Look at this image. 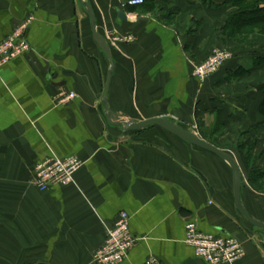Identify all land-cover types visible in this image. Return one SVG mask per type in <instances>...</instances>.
Masks as SVG:
<instances>
[{"label": "crops", "instance_id": "obj_1", "mask_svg": "<svg viewBox=\"0 0 264 264\" xmlns=\"http://www.w3.org/2000/svg\"><path fill=\"white\" fill-rule=\"evenodd\" d=\"M82 1L110 47L107 105L122 120L163 117L210 128L230 69H250L264 85V66L253 68L248 48L235 49L211 79L193 76L220 45L232 12L220 7L224 0H210L220 4L212 8L201 0H145L151 10L143 13L128 11L129 0ZM29 17L30 51L0 67V264H96L94 252L122 212L136 243L121 264H208L184 243L192 220L205 234L242 244L234 264H264V232L234 208L227 163L158 126L126 132L107 122L109 62L81 0H0V42ZM257 85L223 98L238 101L231 120L220 114L223 125L257 121ZM68 93L75 97L61 103ZM47 156L80 159L71 184L35 188L34 166ZM249 200L242 205L264 223V207Z\"/></svg>", "mask_w": 264, "mask_h": 264}, {"label": "built area", "instance_id": "obj_2", "mask_svg": "<svg viewBox=\"0 0 264 264\" xmlns=\"http://www.w3.org/2000/svg\"><path fill=\"white\" fill-rule=\"evenodd\" d=\"M143 0H129L127 5L140 6ZM32 17L22 21L5 39L0 42V67L30 51L25 32ZM130 41V38H124ZM217 51V50H216ZM214 51V52H216ZM230 57L222 52L208 58L203 65L193 67V76L202 81L217 73ZM75 97L74 93L66 94L61 103ZM82 162L75 156L58 158L47 156L34 166L33 183L35 188L44 192L54 186H67L73 182L75 173ZM128 215L120 213L112 227L107 230L103 244L94 252L96 264H121L136 239L129 232ZM184 243L191 247L194 255L208 264H234L244 256L242 244L233 237L214 236L199 231L195 220L185 224ZM146 264H158L153 258Z\"/></svg>", "mask_w": 264, "mask_h": 264}, {"label": "rangeland", "instance_id": "obj_3", "mask_svg": "<svg viewBox=\"0 0 264 264\" xmlns=\"http://www.w3.org/2000/svg\"><path fill=\"white\" fill-rule=\"evenodd\" d=\"M239 31H241L239 35H241L242 38L243 36L245 37V35L243 34H248L246 36L248 37L246 42L244 43L235 42L234 43L232 41L229 43H225L223 45L221 44L218 47L213 48L211 52L209 53L208 57L202 60L201 62H198L197 64H195L194 67L203 65L205 61H207L208 58L212 59L213 55L218 52H222L228 55L230 59H232L234 50L237 48H248L249 46H252L255 48H261V49L264 48V28H262L261 26L248 27V28H244L243 30H239ZM245 66H248V64L247 65L245 64ZM219 71L217 73H219ZM217 73H215L214 75H216ZM214 75H211L210 77L202 80L201 82H205L211 79ZM252 76L253 75H250L249 77H246L242 81H239V82L237 81V82L231 83L230 85L226 86L225 89L222 91V96L223 95L224 97L229 96L231 95L230 92H236L237 90H241L242 92H245L247 90L254 89L258 83H259L258 85H260L261 82H258L256 79H252ZM224 97L217 96L215 98L214 104L217 105L216 109L220 112V114H223L225 117H228V120H231V117L233 116L232 108L236 105V103L238 104V101L233 100L232 102H230V104H228V101L224 100L225 99ZM247 103L249 105V103L251 102H247ZM242 118L243 120L240 124L245 123L244 117ZM256 120L257 121L253 124H250V125L243 124L242 126H239L240 124L237 125V122H234V121L224 122V126H222V129L219 128L218 130L214 129L213 128L214 126L210 128L207 127L205 129H201L199 125L197 127L195 124L189 125L187 123L181 124V126L185 128L186 130H189L195 133L201 139H202V136H204L211 143H214L220 146L222 148L221 150L224 151V153L229 154L235 159V161L238 164L240 174H241V179H242L241 181L242 198H244L245 200L249 196L250 197L249 202L253 203L254 205L258 204L260 210H262V208L264 207L263 205L264 204L263 202L264 201V180L258 179L259 180L258 183L262 187V190L260 191H256L252 186H250L249 181H248V178L252 175V167H254L253 172L254 171H259V172L264 171V135L261 132L260 137L256 136V132L254 128L259 121V116H257ZM247 131H249V133H246ZM253 132H254V136H252ZM256 139H258V141L255 142L256 143V147L254 149L255 152L253 155H251L249 154L250 152L249 147L250 145L253 144V140L255 141ZM241 144H247V145L244 146L241 150L237 149V146H240ZM254 155L258 157L255 158ZM246 225H249V224L246 222Z\"/></svg>", "mask_w": 264, "mask_h": 264}, {"label": "trees", "instance_id": "obj_4", "mask_svg": "<svg viewBox=\"0 0 264 264\" xmlns=\"http://www.w3.org/2000/svg\"><path fill=\"white\" fill-rule=\"evenodd\" d=\"M143 1H144L143 4L140 6H129L126 4L127 10L133 11V12L138 10L141 13H143V11L147 12V11H149V9L151 10V8H146V6H147L146 1L145 0H143ZM201 1L204 2L205 4H208L209 6H211V8L212 7H219V5H220V4L215 5L213 3H210L209 2L210 0H201ZM220 7H226L228 9L232 10V12L229 14V16L225 22V25L223 26L220 45L221 44L223 45L225 43H229L232 41L234 43L235 42H237V43L238 42L239 43L240 42L241 43L246 42V40L248 38L246 36L248 34H243V35H245V37L243 36V38L241 37V35H239V33L241 32L239 30H243L244 28L258 27V26H261L262 28H264V0H224L222 3V6H220ZM248 49L250 51L249 54H250L252 60L254 61L253 62V68L258 69V68H261L262 66H264V48L261 49V48H255V47L249 46ZM223 67H222V69H223ZM222 69H220V70L222 71ZM250 75H251L250 69H245L241 66H238L236 69L235 68L230 69L223 80L227 83H232V82L234 83L237 81L238 82L242 81L246 77H249ZM256 90L260 96V99L257 102V108H256L257 115L259 116V121L256 124L254 129L256 132V136L260 137L261 132L264 135V85L258 86ZM215 110L214 111L218 117H217V121H216L213 128L216 130H218L219 128L222 129V126H224V125L219 118L220 112L217 109H215ZM179 126H181V125H179ZM246 133H249V131H247ZM252 136H254V132L252 133ZM202 139L204 141L208 142L209 144L211 143L204 136H202ZM256 141H258V139H256L255 141L253 140V144L250 145V147H249L250 152L249 151L248 152L251 155H253L255 152L254 149L256 147V143H255ZM186 144H188V143H186ZM211 145L215 146L216 148H218L220 150L222 149L220 146H218L214 143H211ZM246 145L247 144H241L240 146H237V149L241 150ZM257 157L255 156V158H257ZM251 158H252V156H251ZM253 169H254V167H252V175L248 178V181H249L250 186H252L256 191H260V190H262V187H261V185H259L258 181L264 180V171L263 172H259V171L253 172ZM241 181H242V179H241ZM262 185H263V183H262ZM241 194H242V184H241ZM240 198L242 199V195ZM244 221H246V220L244 219Z\"/></svg>", "mask_w": 264, "mask_h": 264}, {"label": "water", "instance_id": "obj_5", "mask_svg": "<svg viewBox=\"0 0 264 264\" xmlns=\"http://www.w3.org/2000/svg\"><path fill=\"white\" fill-rule=\"evenodd\" d=\"M83 7L85 9V13L88 15L90 20V26L92 31L93 39L100 49V51L104 54L106 59L109 62V69L107 71L106 75V81H105V89H104V97H103V105L106 110V120L111 125H117V126H123L124 130L126 132L130 131H139L145 128H148L150 126H158L162 128L165 131H169L172 135L176 136L182 142H186L192 146H195L199 149H202L204 151L209 152L210 154L215 155V157H218L220 160L224 161L228 164L231 174H232V190H233V199H234V208L238 212V214L245 219L248 224L256 229H259L261 231H264V223L260 222L250 216V214L247 212V210L244 208L241 202V174L238 167L237 162L235 159L230 156L227 153H224V151L216 148L215 146L209 144L208 142L201 139L199 136H197L195 133L186 130L179 126L178 124L170 121L167 118L158 117L153 119H148L145 121H126L122 120L119 117L113 115L107 105V94L109 90L110 80L112 76V72L114 69V64L112 61L111 51L110 47L105 40V38L99 34L96 30V24H95V16L94 13L89 5V3L82 1ZM122 19H124V16H121ZM196 174L206 183V179L202 175L201 172L198 170H195ZM39 264H47V263H39Z\"/></svg>", "mask_w": 264, "mask_h": 264}]
</instances>
